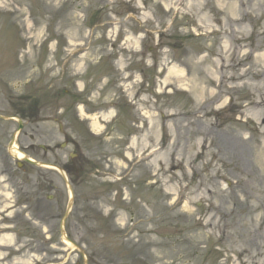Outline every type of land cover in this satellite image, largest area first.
I'll use <instances>...</instances> for the list:
<instances>
[{"label": "rangeland", "instance_id": "obj_1", "mask_svg": "<svg viewBox=\"0 0 264 264\" xmlns=\"http://www.w3.org/2000/svg\"><path fill=\"white\" fill-rule=\"evenodd\" d=\"M73 78L129 117L91 138L72 125L95 167L69 178L76 248L62 176L18 169L0 123V264H264V0H0V108L32 89L44 114ZM62 140L38 122L16 144L48 162L38 144Z\"/></svg>", "mask_w": 264, "mask_h": 264}, {"label": "bare ground", "instance_id": "obj_2", "mask_svg": "<svg viewBox=\"0 0 264 264\" xmlns=\"http://www.w3.org/2000/svg\"><path fill=\"white\" fill-rule=\"evenodd\" d=\"M177 72H179V71H177ZM232 77H235V76H232ZM12 152L14 153L15 157H21L22 156L21 153L16 150L15 146L12 147ZM212 195H215V194H214V192L211 191L210 196H212ZM188 215H189V217H191V213H189ZM210 223H211V217L209 216L208 218L205 219V223L204 224L202 223V225H204V227L201 228L200 230L194 229L195 231L193 230L191 232V235L189 237H187V239L190 242L193 241L196 243V242H199L203 236H205L207 234H212V231H209L208 229H206L208 227V225L211 226Z\"/></svg>", "mask_w": 264, "mask_h": 264}, {"label": "flooded vegetation", "instance_id": "obj_3", "mask_svg": "<svg viewBox=\"0 0 264 264\" xmlns=\"http://www.w3.org/2000/svg\"><path fill=\"white\" fill-rule=\"evenodd\" d=\"M32 112L30 111L29 113H27L28 116H31ZM67 166L69 167H74V164H68Z\"/></svg>", "mask_w": 264, "mask_h": 264}]
</instances>
